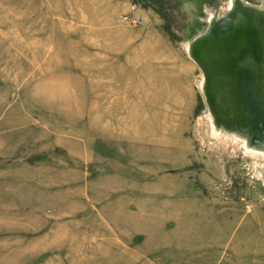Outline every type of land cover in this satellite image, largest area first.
<instances>
[{
    "label": "rangeland",
    "instance_id": "obj_1",
    "mask_svg": "<svg viewBox=\"0 0 264 264\" xmlns=\"http://www.w3.org/2000/svg\"><path fill=\"white\" fill-rule=\"evenodd\" d=\"M229 6L0 0L1 264H264V154L213 125L187 51ZM151 94L168 142L96 127Z\"/></svg>",
    "mask_w": 264,
    "mask_h": 264
},
{
    "label": "water",
    "instance_id": "obj_2",
    "mask_svg": "<svg viewBox=\"0 0 264 264\" xmlns=\"http://www.w3.org/2000/svg\"><path fill=\"white\" fill-rule=\"evenodd\" d=\"M208 21L187 51L202 70L212 123L264 154V7L230 0Z\"/></svg>",
    "mask_w": 264,
    "mask_h": 264
},
{
    "label": "bare ground",
    "instance_id": "obj_3",
    "mask_svg": "<svg viewBox=\"0 0 264 264\" xmlns=\"http://www.w3.org/2000/svg\"><path fill=\"white\" fill-rule=\"evenodd\" d=\"M46 53V52H45ZM40 55V53H39ZM44 55V54H43ZM42 56V55H41ZM60 70V69H59ZM41 90L43 91L44 89L41 88ZM54 97V96H53ZM55 99L56 98H59V97H54ZM63 99L61 100H57V102L61 101L62 103H65V104H68V105H73L75 104L73 102V97L72 96H63L62 97ZM102 102V105L104 104V102L106 103V99L105 97H98V101H96V104L98 102ZM147 103L145 105L146 108H143V109H140V107H138V105H125L126 108L128 107H132L131 111H130V114H128V116L124 117L122 119V121L118 120H113L111 123H116V126L115 127H112V128H108V127H103L104 126V121L101 119V124L99 123L96 127H102L103 130H106V133H107V130L111 129L113 131H110L112 134H115L117 136H123L127 139H134V140H142L145 136L151 138V139H158L159 141H164V142H168V140H170V136H166L164 135L165 133H167L166 129L168 128V121H169V117L165 114V113H162L160 108H165L164 107V102H161L159 99H157L156 96L154 95H150L147 99H146ZM143 105V104H142ZM146 114V115H145ZM210 114V112H209ZM77 115V114H76ZM171 116V115H170ZM101 117H103L101 115ZM99 117V118H101ZM120 119V118H119ZM104 122V123H103ZM110 125V124H109ZM108 125V126H109ZM108 130V131H109ZM129 130H133V132L128 135V131ZM99 131V130H98ZM161 132V133H160ZM163 132V134H162ZM105 133V134H106ZM231 133H228L227 131H225L224 133V136L225 137H233L234 135H230ZM111 136V135H109ZM112 137V136H111ZM188 150V149H187ZM185 152V151H184ZM183 152V153H184ZM192 195V194H191ZM190 196V194H189ZM194 196V195H193ZM188 199V198H186ZM186 202V201H184ZM145 205V204H144ZM146 206V205H145ZM108 210V209H107ZM248 211V210H247ZM211 214V213H210ZM209 214V215H210ZM108 217V216H107ZM212 217V215H211ZM14 218V217H13ZM110 218V217H109ZM9 219V218H8ZM113 219V218H112ZM86 220H89V219H86ZM1 221V220H0ZM3 221H6V220H3ZM2 222V221H1ZM86 222V221H84ZM10 223V221H9ZM15 223V222H14ZM87 223V222H86ZM5 224V223H4ZM8 224V223H6ZM67 224V223H66ZM13 225V224H12ZM16 225V224H14ZM27 225V223H26ZM73 225V224H72ZM81 225V224H80ZM25 226V225H24ZM71 226V225H69ZM31 227V226H30ZM59 227V226H58ZM43 228V227H42ZM41 228V229H42ZM48 228V226H47ZM77 229V226L76 228ZM66 232H68L67 230H64ZM50 233V231H49ZM56 233V232H54ZM125 233V232H124ZM60 234V233H59ZM65 234V233H64ZM70 234V232H69ZM51 238V237H50ZM69 238V237H68ZM51 242V241H50ZM92 242V241H91ZM2 243V242H1ZM4 243V242H3ZM22 243V242H21ZM20 243V244H21ZM66 243V242H65ZM65 243H64V246H65ZM7 244V243H6ZM17 244V243H16ZM48 244V243H46ZM53 244V243H52ZM58 244V243H57ZM2 245V244H1ZM4 245V244H3ZM19 245V244H18ZM56 245V244H55ZM126 245V244H125ZM23 246V245H22ZM48 246V245H47ZM57 246V245H56ZM60 246V245H59ZM61 247V246H60ZM80 247V246H79ZM89 247V246H88ZM14 248L16 249V247L14 246ZM27 248V247H25ZM63 248V245L62 247ZM14 249V250H15ZM57 249V248H55ZM66 249V248H65ZM19 250V249H18ZM21 250V249H20ZM60 250V249H59ZM68 250V249H67ZM50 251V250H49ZM53 251V250H51ZM17 252V251H16ZM15 252V253H16ZM47 253V251H46ZM45 253V254H46ZM9 254V253H8ZM44 252L42 253V257L45 256L43 255ZM16 255V254H15ZM64 255V253H63ZM41 256V255H40ZM7 257L4 255V258ZM10 256H8L9 258ZM17 257V256H16ZM62 257V256H61ZM3 258V257H2ZM1 258V259H2ZM67 258H70L69 256ZM0 259V260H1ZM7 259V258H6ZM15 259V258H14ZM11 260V259H10ZM19 261V259H17ZM9 261V260H8ZM67 261V260H66ZM12 262L14 263L15 260H12ZM104 262V261H103ZM17 263V262H16ZM1 264V263H0ZM4 264V263H3ZM9 264V263H8ZM12 264V263H10Z\"/></svg>",
    "mask_w": 264,
    "mask_h": 264
}]
</instances>
